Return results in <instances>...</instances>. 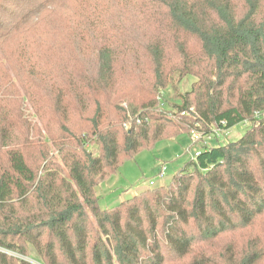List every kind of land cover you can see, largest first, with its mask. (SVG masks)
<instances>
[{
	"label": "trees",
	"instance_id": "16d2710c",
	"mask_svg": "<svg viewBox=\"0 0 264 264\" xmlns=\"http://www.w3.org/2000/svg\"><path fill=\"white\" fill-rule=\"evenodd\" d=\"M61 1L0 0V264H264V0H80L69 24L52 14ZM49 36L61 69L35 51ZM188 75L170 117L160 91ZM27 99L40 114L48 101L46 133ZM243 122L167 185L100 206V185L142 149Z\"/></svg>",
	"mask_w": 264,
	"mask_h": 264
},
{
	"label": "rangeland",
	"instance_id": "374dc122",
	"mask_svg": "<svg viewBox=\"0 0 264 264\" xmlns=\"http://www.w3.org/2000/svg\"><path fill=\"white\" fill-rule=\"evenodd\" d=\"M89 6H94L97 4L100 7L107 8L105 3H108L107 0H85ZM59 5H56V11H52V14H57L61 17L67 24L70 23L71 17L69 14H72L73 11L80 10V0H62L58 2ZM139 7L144 8L141 2L139 3ZM150 6H159L157 4H147V7ZM153 9V8H152ZM134 10L128 9L126 13L131 14L134 18ZM120 11H116L119 13ZM161 27L158 26L155 28L156 32L162 31V22L160 23ZM130 27V26H129ZM39 28V32H42L45 35L44 29L46 28L44 25H41ZM44 28V29H43ZM153 30V28H151ZM168 37V36H167ZM184 37L180 38V41H183ZM84 41L80 40V44ZM89 43H93L88 39ZM59 40L56 36L47 37L46 41L42 44H38L35 46V51L38 53V56L41 62L48 67H53L55 69H61L58 64V60L56 58L57 51L59 49ZM4 56L0 51V60L5 62V67L12 73L10 63L4 60ZM49 67V68H50ZM133 75L125 76L122 80H120L115 89V94L117 92H130L131 87L133 85ZM177 80V79H176ZM197 81L195 76L188 75L184 77L181 81L176 82L173 86H168L166 88H162L160 91V104L159 110L161 107H165L169 112L170 117H179V107H181V95L189 91L193 85V83ZM16 86L21 93L24 95V90L19 82H16ZM136 98L140 96L139 93H134ZM48 101H44L41 104V114L36 111L32 103L29 99L25 102V113L27 114L28 119L31 122L39 123L42 129V133H46L45 129L41 125V120L48 119L49 110L46 111L43 108L47 105ZM126 105V104H124ZM175 113V114H173ZM49 123V128L51 132H56V126L54 123ZM250 128V123L243 122L238 123L235 126L227 129L221 130L214 124L208 125H199L196 132H182L176 139H164L157 143V145L153 148L142 149L133 159H125L120 166V169L117 174L112 175L108 180L103 182L98 188L99 195V203L102 208H110L121 201L132 198L134 196H138L145 189L167 185L173 175L178 172L180 168H182L185 163L195 158L196 153L203 148L224 145L231 141H236L241 138ZM28 131L26 132V134ZM49 136V135H48ZM38 138L31 139L32 143L37 142ZM51 141H53L51 139ZM50 141V142H51ZM23 140L20 142L22 143ZM52 143V142H51ZM53 150L54 147H52ZM165 167L164 176H160V172ZM153 181L154 184H150ZM247 235H244L246 238ZM242 239V238H240ZM13 254V253H11ZM15 254V253H14ZM13 254V255H14ZM20 257L19 255H15ZM31 260L35 263H39L37 256L33 254Z\"/></svg>",
	"mask_w": 264,
	"mask_h": 264
},
{
	"label": "built area",
	"instance_id": "2783aa9c",
	"mask_svg": "<svg viewBox=\"0 0 264 264\" xmlns=\"http://www.w3.org/2000/svg\"><path fill=\"white\" fill-rule=\"evenodd\" d=\"M165 170H166V169H165V167H164V168L162 169V171L160 172V176H162V177L164 176ZM150 184H154V182L151 181Z\"/></svg>",
	"mask_w": 264,
	"mask_h": 264
}]
</instances>
